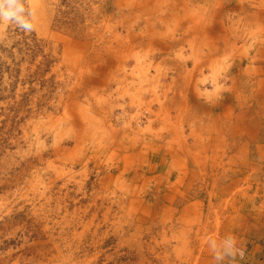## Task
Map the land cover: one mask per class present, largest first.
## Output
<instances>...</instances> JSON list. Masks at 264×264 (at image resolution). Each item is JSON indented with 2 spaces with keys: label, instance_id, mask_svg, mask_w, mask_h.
Masks as SVG:
<instances>
[{
  "label": "rangeland",
  "instance_id": "rangeland-1",
  "mask_svg": "<svg viewBox=\"0 0 264 264\" xmlns=\"http://www.w3.org/2000/svg\"><path fill=\"white\" fill-rule=\"evenodd\" d=\"M263 5L0 0V264H205L264 177Z\"/></svg>",
  "mask_w": 264,
  "mask_h": 264
},
{
  "label": "crops",
  "instance_id": "crops-1",
  "mask_svg": "<svg viewBox=\"0 0 264 264\" xmlns=\"http://www.w3.org/2000/svg\"><path fill=\"white\" fill-rule=\"evenodd\" d=\"M252 183L257 186L249 185L234 194L231 218L219 225L217 235L211 238L217 251L209 255L210 246L206 248L205 264H264V177H254ZM230 243L240 255L220 254ZM217 255L222 259L217 260Z\"/></svg>",
  "mask_w": 264,
  "mask_h": 264
},
{
  "label": "bare ground",
  "instance_id": "bare-ground-1",
  "mask_svg": "<svg viewBox=\"0 0 264 264\" xmlns=\"http://www.w3.org/2000/svg\"><path fill=\"white\" fill-rule=\"evenodd\" d=\"M205 1V0H204ZM236 1V0H235ZM238 1V0H237ZM259 2V1H258ZM242 3V2H241ZM255 3V2H254ZM217 6V5H216ZM264 6V5H263ZM228 8V7H227ZM226 9V8H225ZM198 10V9H197ZM233 10V9H232ZM238 10V9H237ZM239 10H241V9H239ZM226 11V10H225ZM247 12V11H246ZM251 13V12H250ZM206 14V13H205ZM222 15V14H221ZM227 15V14H226ZM225 15V16H226ZM231 15V14H230ZM239 19V18H238ZM247 20V19H246ZM261 20V19H260ZM224 22V21H223ZM227 22V21H226ZM251 22V21H250ZM247 23H249V22H247ZM243 24V23H242ZM251 24V23H250ZM235 25V24H234ZM245 25V24H244ZM252 25V24H251ZM240 27V26H239ZM252 27V26H251ZM214 29V28H213ZM255 29H258V28H255ZM242 30V29H241ZM252 30V29H251ZM200 31V30H199ZM247 31V30H246ZM203 32V31H202ZM229 32H231V31H229ZM259 33V32H258ZM198 35V34H197ZM233 36V35H232ZM241 36V35H240ZM260 36V35H259ZM250 38H252V37H250ZM245 39V38H244ZM230 41V40H229ZM233 41V40H232ZM238 41V40H237ZM251 42V41H250ZM231 43V42H230ZM229 43V44H230ZM255 43V42H254ZM236 44V43H235ZM260 44V43H259ZM232 45H234V44H232ZM252 45V44H251ZM256 46V45H255ZM172 47H174V46H172ZM200 47V46H199ZM251 47V46H250ZM225 48V47H224ZM232 49V48H231ZM209 50V49H208ZM210 50H212V49H210ZM264 51V50H263ZM258 52V51H257ZM166 53V52H165ZM205 53V52H204ZM214 53V52H213ZM218 54V53H217ZM262 54V53H261ZM167 55V54H166ZM206 55V54H205ZM254 55V54H253ZM201 56H202V54H201ZM198 57V56H197ZM201 60V59H200ZM208 60H209V58H208ZM196 62V61H195ZM257 63V62H256ZM252 64V63H251ZM251 67V66H250ZM254 67V66H253ZM253 69V68H252ZM248 70V69H247ZM241 72V71H240ZM244 72V71H243ZM253 72V71H252ZM180 80V79H179ZM262 80V79H261ZM261 87V86H260ZM259 88V87H258ZM260 89V88H259ZM258 89V90H259ZM261 93V92H260ZM256 96V95H255ZM262 96V95H261ZM154 122V121H153ZM82 124V123H81ZM198 131V130H197ZM117 133V132H116ZM193 133H195V132H193ZM137 140H138V138H137ZM168 144H170L169 146H167V149L166 148H164L163 146H158V147H160L159 148V150L162 152L163 151V154H161V157H162V161L164 162L166 159H167V156H169L168 158H170V160L171 161H173V162H176L177 160L179 161L180 159H185V156L183 157V156H181L178 152H176V150H174L173 148H172V146H171V143H168ZM143 145H145V144H143ZM148 146L149 147H151V145H149L148 144ZM186 146V145H185ZM146 147H147V145H146ZM164 149V150H163ZM139 151V150H138ZM189 151H190V149H189ZM114 152V151H113ZM142 152V151H141ZM123 153V152H122ZM126 154V153H125ZM130 154V153H129ZM132 154V153H131ZM195 156V155H194ZM127 158V157H126ZM161 161V162H162ZM156 162V161H155ZM160 162V163H161ZM166 164V163H165ZM163 167V166H162ZM126 171V170H125ZM160 171V170H159ZM175 180V179H174ZM155 181V180H154ZM155 185V184H154ZM131 186V185H130ZM123 188H124V186H123ZM165 189V188H164ZM165 191V190H164ZM130 193V192H129ZM138 198V197H137ZM185 210H189V209H185Z\"/></svg>",
  "mask_w": 264,
  "mask_h": 264
},
{
  "label": "clouds",
  "instance_id": "clouds-1",
  "mask_svg": "<svg viewBox=\"0 0 264 264\" xmlns=\"http://www.w3.org/2000/svg\"><path fill=\"white\" fill-rule=\"evenodd\" d=\"M22 10H23V9H21V11H22ZM18 23H20V26H21L22 28H24L25 30H30L31 27H32L31 23H29V22H27V21H18ZM229 250H230V246H228V247L225 248V251H226V252L229 251ZM216 259H217V260H220V259H222V256L217 255V256H216Z\"/></svg>",
  "mask_w": 264,
  "mask_h": 264
}]
</instances>
